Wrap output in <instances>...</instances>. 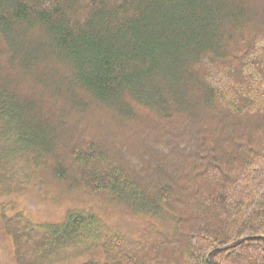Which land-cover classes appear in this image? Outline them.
Returning a JSON list of instances; mask_svg holds the SVG:
<instances>
[{"label":"trees","instance_id":"16d2710c","mask_svg":"<svg viewBox=\"0 0 264 264\" xmlns=\"http://www.w3.org/2000/svg\"><path fill=\"white\" fill-rule=\"evenodd\" d=\"M4 254L264 264V0H0Z\"/></svg>","mask_w":264,"mask_h":264},{"label":"rangeland","instance_id":"374dc122","mask_svg":"<svg viewBox=\"0 0 264 264\" xmlns=\"http://www.w3.org/2000/svg\"><path fill=\"white\" fill-rule=\"evenodd\" d=\"M48 106L49 105L45 103L46 111L47 112L52 111L53 109L50 110ZM37 197L38 196L30 194L26 196L24 200V205L26 206V208L28 209L27 211L32 215V217L41 216L45 218H56V217H60L65 212L66 203L64 201L55 202V200L52 199H47L48 200L47 201L42 199L45 198L44 196H42V198H37ZM91 205L96 207L95 202H91ZM104 213L107 219L111 221L110 224L112 225H122L123 229L133 226L132 224L130 225V223H128L123 218L122 214L119 212L118 214L110 211H105ZM0 261H1L0 264H13V261L6 254L2 255Z\"/></svg>","mask_w":264,"mask_h":264}]
</instances>
